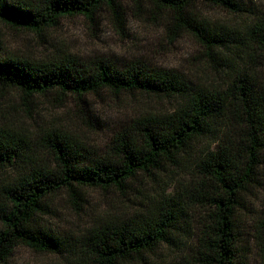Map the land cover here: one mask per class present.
Wrapping results in <instances>:
<instances>
[{
  "label": "trees",
  "instance_id": "obj_1",
  "mask_svg": "<svg viewBox=\"0 0 264 264\" xmlns=\"http://www.w3.org/2000/svg\"><path fill=\"white\" fill-rule=\"evenodd\" d=\"M128 1L133 15L144 4L153 18L162 17L171 39L192 37L221 75L222 85L187 82L138 62L118 71L103 61L84 68L69 56L44 62L0 59V90L15 91L26 103L53 96L61 102L73 99L80 111L86 96L104 93L140 95L171 106L123 125L101 155L88 153L61 129L34 135V148L28 134L0 127V170L13 175L0 189V264L19 246L63 252V240L36 221L49 213L48 203L57 195L80 211L85 189L126 195L139 177L175 169L188 180H176L173 191L139 214L105 215L89 224L77 253L71 250L72 263L142 262L161 246L176 247L181 224L194 220L195 243L177 264H237V215L244 208L243 195L258 185L264 152V15L242 30H229L199 21L194 9L200 4L239 13L232 0ZM120 2L0 0V26L41 35L66 18L94 23L104 9L122 25ZM42 151L50 161L41 158ZM253 237L264 253V216L255 222Z\"/></svg>",
  "mask_w": 264,
  "mask_h": 264
},
{
  "label": "rangeland",
  "instance_id": "obj_2",
  "mask_svg": "<svg viewBox=\"0 0 264 264\" xmlns=\"http://www.w3.org/2000/svg\"><path fill=\"white\" fill-rule=\"evenodd\" d=\"M232 1L240 9L239 13L198 4L194 15L210 26L229 30H242L264 15V0ZM120 3L124 8L122 25L104 9L94 23L84 17L66 18L41 35L0 26V59L17 56L32 62H44L69 56L84 68L103 61L118 71L138 62L154 70L173 73L187 82L222 85L221 75L213 70L192 37L183 35L171 39L162 26V17L153 18L146 5L142 4V11L133 15L128 11L133 8L128 0ZM262 81L264 83V75ZM75 105L73 99L61 102L53 96H36L26 103L17 92L0 90V127L7 126L28 134L30 146L34 148V135L48 129H61L72 134L88 153L101 155L123 125L147 113H160L171 108L168 103L140 95L122 94L114 98L104 93L86 96L80 103V111ZM205 146L200 144L198 147ZM40 156L50 161L46 152L42 151ZM179 174L180 170L175 169L150 179L139 177L126 195L85 189L80 211H75L64 195H57L48 203L49 213L38 215L36 221L41 229L63 240V252L38 253L19 246L2 264H73L75 255L70 254L71 250L77 253L79 238L89 224L105 215L127 218L139 214L151 201L161 199L159 196L164 192L173 191L176 180H188ZM12 176L10 171L0 170V189ZM257 178L258 185L243 195L244 208L237 215V264H264V253L253 237L255 222L264 216V152ZM195 226L194 220L181 224L176 247L161 246L144 261L130 264L183 263L195 243Z\"/></svg>",
  "mask_w": 264,
  "mask_h": 264
}]
</instances>
